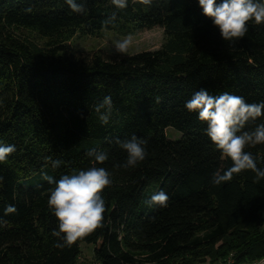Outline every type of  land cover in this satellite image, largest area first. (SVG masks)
I'll return each mask as SVG.
<instances>
[{"label": "trees", "instance_id": "trees-1", "mask_svg": "<svg viewBox=\"0 0 264 264\" xmlns=\"http://www.w3.org/2000/svg\"><path fill=\"white\" fill-rule=\"evenodd\" d=\"M0 0V143L16 146L0 162V264H76L80 245L93 244L101 264H197L234 255L237 264L264 259V179L244 171L212 183L231 166L206 134L207 124L185 102L200 89L229 92L247 103L264 102V24L248 23L241 40L224 41L198 0ZM219 2V0H218ZM31 8V12L25 9ZM116 14L113 24L102 21ZM161 28L163 47L133 55L83 52L70 44L78 32L123 35ZM49 39L40 47L18 32ZM110 96L107 125L95 106ZM103 111V110H102ZM264 116L247 125L253 130ZM167 129L181 134L172 140ZM133 135L147 141L148 155L135 167L116 143ZM92 149L105 150L112 173L103 226L71 247L52 235L58 223L48 208L54 180L87 169ZM264 168V145L247 148ZM60 160L53 168L51 161ZM163 190L168 206L145 201ZM14 205L17 211L4 210ZM222 260V261H223Z\"/></svg>", "mask_w": 264, "mask_h": 264}, {"label": "clouds", "instance_id": "clouds-1", "mask_svg": "<svg viewBox=\"0 0 264 264\" xmlns=\"http://www.w3.org/2000/svg\"><path fill=\"white\" fill-rule=\"evenodd\" d=\"M70 9L77 14L86 13L83 2L77 0H65ZM141 5L151 6L154 0H133ZM111 3L119 10L126 9L128 0H111ZM203 15L212 20L218 27L224 41L234 43L245 37L248 32V23L252 21L256 25L264 24V0H198ZM31 8L25 9L31 12ZM116 14L102 21L104 26L113 24ZM132 44L131 35L123 40H117L114 48L117 53L126 55ZM185 108L189 112H198V119L207 124L206 134L215 145L222 157L229 158L231 166L223 171L217 170L213 174L212 183L220 185L230 182L234 175L244 171L255 173L254 182L264 179V168L257 165V157L247 148L264 145V123L258 124L253 130H245L247 125L264 116V102L247 103L244 97L229 92L219 95L210 94L206 89L195 92L185 102ZM103 110V111H102ZM96 113L102 124L109 123L113 102L110 96H106L101 103L95 106ZM116 143L127 153V159L122 165L115 167H135L148 155L147 141L133 135L130 139H117ZM16 146L0 143V162H6L8 157L14 154ZM88 155L94 163L87 169L73 170L69 174L62 175L59 180H54L47 173L42 174V179L55 187L48 197V208L52 211L58 223V230H53L52 235L60 238L62 242L56 247H71L78 240L85 238L96 229L103 226L105 200L103 191L112 184V173L103 165L108 159L105 150L92 149ZM48 159L53 168L60 166L62 161ZM2 181V177H0ZM169 196L159 191L151 196L145 203L151 207L168 206ZM14 205H8L4 214L15 213ZM6 221L0 219V225Z\"/></svg>", "mask_w": 264, "mask_h": 264}, {"label": "rangeland", "instance_id": "rangeland-1", "mask_svg": "<svg viewBox=\"0 0 264 264\" xmlns=\"http://www.w3.org/2000/svg\"><path fill=\"white\" fill-rule=\"evenodd\" d=\"M18 34L22 39L29 40L40 47L49 42V39L41 37L38 33L32 30H21L18 32ZM129 35L132 37V44L126 55H133L143 51L159 50L167 41L164 30L161 28H154L152 30H146L142 32L134 31L127 35L108 31L101 32L97 35H89L83 31H78L70 39L69 43L72 44V46L77 50L87 53L102 51L110 55H121L116 52L114 44L117 40H123ZM166 133L168 138L172 140L181 138V134L177 131H174L173 129H167ZM94 248L95 246L93 244H81V255L76 264H101L95 259ZM222 260L223 259H220L218 262H216L213 261L211 257H204L197 264H223L225 260ZM253 262L255 261H252V263Z\"/></svg>", "mask_w": 264, "mask_h": 264}, {"label": "built area", "instance_id": "built-area-1", "mask_svg": "<svg viewBox=\"0 0 264 264\" xmlns=\"http://www.w3.org/2000/svg\"><path fill=\"white\" fill-rule=\"evenodd\" d=\"M223 264H237L234 255H230ZM245 264H264V259L260 261H255V262H250V263H245Z\"/></svg>", "mask_w": 264, "mask_h": 264}]
</instances>
